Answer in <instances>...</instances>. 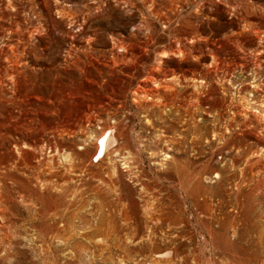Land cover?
<instances>
[{
    "label": "rangeland",
    "instance_id": "374dc122",
    "mask_svg": "<svg viewBox=\"0 0 264 264\" xmlns=\"http://www.w3.org/2000/svg\"><path fill=\"white\" fill-rule=\"evenodd\" d=\"M262 104L264 0H0V264H264Z\"/></svg>",
    "mask_w": 264,
    "mask_h": 264
},
{
    "label": "bare ground",
    "instance_id": "6f19581e",
    "mask_svg": "<svg viewBox=\"0 0 264 264\" xmlns=\"http://www.w3.org/2000/svg\"><path fill=\"white\" fill-rule=\"evenodd\" d=\"M255 89H257V87L255 86ZM261 107H264V105L262 104ZM264 116V115H262ZM118 135H116V133L113 130H108L106 132H104L98 139H97V160H100V158H102L104 155H107L110 152V149L112 148V150H115V147H119L118 146ZM117 142V144H116ZM168 156V155H166ZM170 157V156H168Z\"/></svg>",
    "mask_w": 264,
    "mask_h": 264
}]
</instances>
